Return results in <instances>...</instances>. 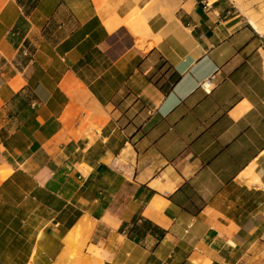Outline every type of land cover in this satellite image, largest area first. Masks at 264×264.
<instances>
[{
    "label": "crops",
    "instance_id": "obj_1",
    "mask_svg": "<svg viewBox=\"0 0 264 264\" xmlns=\"http://www.w3.org/2000/svg\"><path fill=\"white\" fill-rule=\"evenodd\" d=\"M249 19L228 0H0V264H264Z\"/></svg>",
    "mask_w": 264,
    "mask_h": 264
},
{
    "label": "rangeland",
    "instance_id": "obj_2",
    "mask_svg": "<svg viewBox=\"0 0 264 264\" xmlns=\"http://www.w3.org/2000/svg\"><path fill=\"white\" fill-rule=\"evenodd\" d=\"M213 1V0H210ZM235 7V13L240 19H246L248 16L261 18L262 0H228Z\"/></svg>",
    "mask_w": 264,
    "mask_h": 264
},
{
    "label": "bare ground",
    "instance_id": "obj_3",
    "mask_svg": "<svg viewBox=\"0 0 264 264\" xmlns=\"http://www.w3.org/2000/svg\"><path fill=\"white\" fill-rule=\"evenodd\" d=\"M249 21L257 31L264 33V27H262L253 17H250Z\"/></svg>",
    "mask_w": 264,
    "mask_h": 264
},
{
    "label": "built area",
    "instance_id": "obj_4",
    "mask_svg": "<svg viewBox=\"0 0 264 264\" xmlns=\"http://www.w3.org/2000/svg\"><path fill=\"white\" fill-rule=\"evenodd\" d=\"M23 54H24V56H28V52L27 51H24Z\"/></svg>",
    "mask_w": 264,
    "mask_h": 264
}]
</instances>
